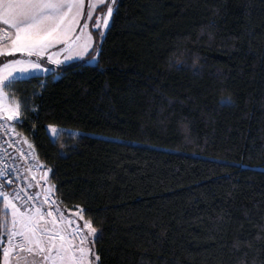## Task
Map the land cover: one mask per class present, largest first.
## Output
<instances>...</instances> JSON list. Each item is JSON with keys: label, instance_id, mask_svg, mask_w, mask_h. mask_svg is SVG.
<instances>
[{"label": "trees", "instance_id": "1", "mask_svg": "<svg viewBox=\"0 0 264 264\" xmlns=\"http://www.w3.org/2000/svg\"><path fill=\"white\" fill-rule=\"evenodd\" d=\"M117 7L98 62L7 88L14 129L97 229L100 264H264V0Z\"/></svg>", "mask_w": 264, "mask_h": 264}, {"label": "snow or ice", "instance_id": "2", "mask_svg": "<svg viewBox=\"0 0 264 264\" xmlns=\"http://www.w3.org/2000/svg\"><path fill=\"white\" fill-rule=\"evenodd\" d=\"M117 3L118 0H87V4L86 0H0V22L6 26L0 29V57L6 58L0 64V118L9 123L23 122L21 104L10 102L5 88L32 78L33 73L50 71L44 67V58L60 65L63 71L66 61L86 54L91 57L94 45L91 32L87 31L89 20L94 21L91 28L101 34L102 40L101 27H110V19L118 11ZM98 7L106 8V12L94 15ZM77 25H81V33L87 32L88 39L74 50L81 39L80 35L72 39ZM58 45H62L59 51H53ZM16 53L24 55L8 58ZM62 53L71 55L61 60ZM225 102L231 103L228 98ZM48 127L51 133L58 132L54 125ZM24 142L32 148L26 138ZM21 158L28 160L23 151ZM31 159L35 161L36 157ZM40 167L44 166L31 163L26 169L17 166L5 170L0 163V178H5L8 186L14 185L6 190V184L0 183V264H24L22 254L32 257L30 264H100L94 251L97 229L84 219L83 209L76 211L74 217L64 215L59 201L51 199L55 185L48 183V171L40 178L32 172ZM13 172L17 180L25 173L22 178L28 183L21 187L13 181ZM33 182L39 190L30 193Z\"/></svg>", "mask_w": 264, "mask_h": 264}, {"label": "built area", "instance_id": "3", "mask_svg": "<svg viewBox=\"0 0 264 264\" xmlns=\"http://www.w3.org/2000/svg\"><path fill=\"white\" fill-rule=\"evenodd\" d=\"M13 129H14V126L9 124L6 121V119L0 118V163H2L5 166V170H7L10 167L15 168L17 166L26 169L31 163L40 164L44 167H40L39 169L33 168L32 172L37 173V177L40 178L43 175L44 171H48V183L53 185L50 179L51 169L38 160L33 150L28 149L25 146V144H23V141H22L23 139H21L23 137L20 135H17L16 130L13 132ZM21 151H23L25 156H28L27 161L21 158ZM33 156L36 157L35 161H32L31 159V157ZM23 175H25V173H21V179L17 180L15 172H13L12 174L13 181H16L17 183H19L21 187H23L26 183H28V181L23 180L22 178ZM0 183L6 184V190L14 186V185L8 186L7 180L5 178H0ZM37 190L39 189L35 186L34 182H33V188L28 189L30 193L37 191ZM42 198L43 196H41V199ZM51 199L57 200L55 196V192H54V195L51 197Z\"/></svg>", "mask_w": 264, "mask_h": 264}, {"label": "rangeland", "instance_id": "4", "mask_svg": "<svg viewBox=\"0 0 264 264\" xmlns=\"http://www.w3.org/2000/svg\"><path fill=\"white\" fill-rule=\"evenodd\" d=\"M86 4H87V0H86ZM104 12H106V8L98 7V10H97V12L94 13V15H96V14H100V13H104ZM112 18H113V17H112ZM112 18L110 19V24H111V22H112ZM82 20H83V17H82ZM93 23H94L93 20H89V29H88L87 31H90V32H91V35H92V43H93V45H94V47H95L97 41H98V43L100 44V42H101L103 39L101 40V34H100V33L96 32L94 29L91 28V25H92ZM107 30H108V28H107V29H104L103 27H101V32L104 33L103 38L105 37V35H106V33H107ZM77 35H80V36H81V39H80L79 41L76 42V46H75L74 50H78L79 47L82 46V44L88 39V37H87V32L81 33V25H77V26H76V32H74V33L72 34V39L74 40L75 37H76ZM98 46H99V45H98ZM60 47H62V45H58V46H56V48H54L53 51H59V48H60ZM94 47H93V48H94ZM91 50H93V49H90V51H91ZM23 55H24V54L16 53V54H14L13 56L8 57V58H22ZM66 55H71V53H62V54L59 56V58H60L61 60H63V59H64V56H66ZM86 55H87V54H86ZM91 57H98V48L96 49V52L94 53V55H92ZM91 57H90V59H89V60H90V63H92V64L96 63L97 59L94 60V59H92ZM82 58H84V57H78V58H77V57H74L73 59L66 61L64 65H66V64H68V63H71V62H73V61H76V60L82 59ZM33 59H35V57H33ZM4 62H6V58H5V57H0V64H2V63H4ZM59 66H60V65H56V64H54V63H52V62H50V61H47V59L44 58V67H45V68H49L50 71H47V72H37V73H33L32 75H36V74L47 75V74H49L50 72H52L53 69H55L56 67H59ZM59 77H61L60 74H59V73H55V78L58 79ZM5 92H7V88H5ZM9 101H10V100H9ZM10 102H12V101H10ZM6 121H7V120H6ZM7 122H8V121H7ZM8 123H9V122H8ZM9 124L13 125V123H9ZM49 126H50V125H49ZM54 126L58 129V134H57L56 139L60 140L62 143H70L69 139H75V138L77 137V135H78L79 133H81L80 131L75 130V129L59 127V126H56V125H54ZM48 130H49L50 133H51V130H50L49 127H48ZM51 135L54 137L55 134L51 133ZM19 138H20V137H19ZM21 139H23V140H22V141H23V144H25V146L29 149V147H28V143H25V142H24V139H25V138H21ZM27 141H28V140H27ZM68 141H69V142H68ZM28 142H29V141H28ZM31 149H32V148H31ZM80 209H82V208H80ZM60 210L64 213V215H65L66 217H67V216H72V217H74V216H75V212L78 211L79 209H75V210H68V209H66V210H65V209H63L62 207H60ZM82 215H83L84 219L89 220L88 218H86V217L84 216L83 213H82ZM77 222L80 223V224L83 223V221H77ZM93 227H94V226H93ZM94 251H95V253L97 254L95 247H94ZM22 255H23V259H24V264H30V261H31L32 257L29 256V255H27V254H22ZM97 255H98V254H97Z\"/></svg>", "mask_w": 264, "mask_h": 264}, {"label": "crops", "instance_id": "5", "mask_svg": "<svg viewBox=\"0 0 264 264\" xmlns=\"http://www.w3.org/2000/svg\"><path fill=\"white\" fill-rule=\"evenodd\" d=\"M4 27H6L5 25H3V23L2 22H0V29H3ZM49 131V130H48ZM49 133H50V131H49ZM57 134H58V132L54 135V137L51 135V133H50V135H51V137L53 138V139H56V137H57Z\"/></svg>", "mask_w": 264, "mask_h": 264}]
</instances>
